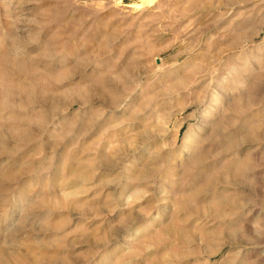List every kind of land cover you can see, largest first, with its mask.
I'll return each mask as SVG.
<instances>
[{
    "label": "rangeland",
    "instance_id": "obj_1",
    "mask_svg": "<svg viewBox=\"0 0 264 264\" xmlns=\"http://www.w3.org/2000/svg\"><path fill=\"white\" fill-rule=\"evenodd\" d=\"M0 264H264V0H0Z\"/></svg>",
    "mask_w": 264,
    "mask_h": 264
},
{
    "label": "bare ground",
    "instance_id": "obj_2",
    "mask_svg": "<svg viewBox=\"0 0 264 264\" xmlns=\"http://www.w3.org/2000/svg\"><path fill=\"white\" fill-rule=\"evenodd\" d=\"M227 171V170H226Z\"/></svg>",
    "mask_w": 264,
    "mask_h": 264
}]
</instances>
